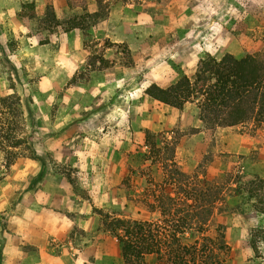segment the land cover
<instances>
[{"label": "rangeland", "instance_id": "374dc122", "mask_svg": "<svg viewBox=\"0 0 264 264\" xmlns=\"http://www.w3.org/2000/svg\"><path fill=\"white\" fill-rule=\"evenodd\" d=\"M36 1L0 0V239L37 258L58 255L64 238L30 247L18 231L38 213L12 211L32 190L44 207L42 192L55 187L66 208L68 192L91 205L100 237L110 236V215L156 223L162 238L188 218L186 236L202 250L188 264H264V234L249 246L250 229H264V121L203 123L202 95L188 85L207 55L264 60V0H67L58 14L52 4L37 14ZM61 29L82 34L68 72ZM26 35L49 44L29 48ZM173 86L181 103L161 97ZM159 103L177 119L140 132L134 118ZM87 237L76 221L69 253L80 254L75 244ZM175 255L163 247L146 264H173Z\"/></svg>", "mask_w": 264, "mask_h": 264}, {"label": "trees", "instance_id": "16d2710c", "mask_svg": "<svg viewBox=\"0 0 264 264\" xmlns=\"http://www.w3.org/2000/svg\"><path fill=\"white\" fill-rule=\"evenodd\" d=\"M29 42L32 45L33 42L31 40ZM262 42L264 44V36ZM40 43H44V40H40ZM188 85L192 92L202 95L198 100V107L199 118L203 123L232 125L250 118L264 121V60H258L255 54L248 53L237 58L227 53L219 60L207 55L198 61L197 75L194 82L192 84L188 82ZM159 91L162 98L163 95H167V98L173 100V104L181 103L174 101L178 91L176 86L169 88L168 91ZM12 95L15 103L20 105L17 94ZM150 95L155 98L158 96L152 93ZM21 141V139L17 141V144ZM32 156L39 159L34 151ZM109 218L107 231L115 240L124 264H146L148 254H155L156 259H160L163 247L171 256L174 257L176 254L177 260L173 262L171 258V263L188 264L190 261L195 262L202 251L198 241H193L191 235L186 236L187 226H190L188 218L176 220L175 228L164 238L161 236L162 230L156 223L123 219L116 215H110ZM258 233L264 234V229H250L249 246L253 249H256L254 235Z\"/></svg>", "mask_w": 264, "mask_h": 264}, {"label": "crops", "instance_id": "0c3cea01", "mask_svg": "<svg viewBox=\"0 0 264 264\" xmlns=\"http://www.w3.org/2000/svg\"><path fill=\"white\" fill-rule=\"evenodd\" d=\"M92 1L93 0H88V6ZM50 4L53 5L55 12L57 13L58 9L63 10L65 8L67 0H37L35 2L36 13H44L45 9ZM62 13L63 11H61V14ZM61 30L62 31H58L59 34L57 35L60 40L59 55L64 57V59L61 60L60 70L68 72L73 68L70 65L74 61H78L81 57L82 34L78 30ZM23 37L28 40L27 47L35 50H40L49 44V40L45 39L44 43L38 41L31 45L29 42L31 36L29 37V35H26ZM147 97L148 96L145 95L143 99L145 105L148 103H154L155 100L152 99L150 102ZM134 119L136 121L135 123L138 124L137 128L139 127L138 129L140 132H144L143 130L145 129L155 130L163 128L164 126L169 125L171 121L174 122L177 118L173 115V112H171L168 105L159 103L156 107L151 108L150 112L147 106L143 113L141 112L139 116ZM123 130L125 131V129ZM123 143H125V134ZM44 179H47V177ZM39 194V192L34 190L24 193L21 197L22 200L17 202L16 206L12 209V211L16 213L19 208H25L29 215H36V213H38L40 216L38 223H35L34 219L29 217L28 230L20 228L18 231L21 235H24V239L27 240V243L29 244L28 246L30 247L38 246L46 248V239H48L50 235L53 236V240L64 238L62 241H59L60 244L63 245V247L61 246L62 249L60 250V253L55 256L40 255L37 258L31 254H24L21 250V244L15 241L9 242L1 238L0 264H124L115 240L108 235L105 237L99 236V231H97L99 225L98 217L93 212L90 204L85 201L80 203L77 202L76 198L74 199V197L68 192L67 194L70 195L69 198L72 202L71 206L66 208V205L64 206L62 204L64 198L63 192L52 187V189H45L42 192L46 199L43 202L45 206L36 207L35 205L37 202L35 197ZM71 211L76 216L74 220L67 217L68 213ZM83 214L87 215L85 219H82ZM76 221H78L79 227L82 225L83 229L89 234V237L81 243L75 244L76 246H82L81 253L71 255L67 249L65 237L71 229H73ZM43 250L45 251V249Z\"/></svg>", "mask_w": 264, "mask_h": 264}]
</instances>
